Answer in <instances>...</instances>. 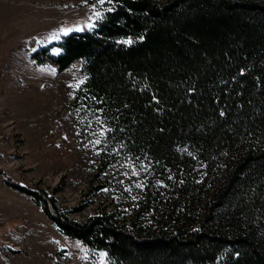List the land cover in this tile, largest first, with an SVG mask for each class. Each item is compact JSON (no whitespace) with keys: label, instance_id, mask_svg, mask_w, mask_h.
<instances>
[{"label":"trees","instance_id":"16d2710c","mask_svg":"<svg viewBox=\"0 0 264 264\" xmlns=\"http://www.w3.org/2000/svg\"><path fill=\"white\" fill-rule=\"evenodd\" d=\"M104 5L29 58L80 62L78 131L96 121L104 153L139 165L136 198L78 221L56 190L14 187L106 264H264V0Z\"/></svg>","mask_w":264,"mask_h":264},{"label":"rangeland","instance_id":"374dc122","mask_svg":"<svg viewBox=\"0 0 264 264\" xmlns=\"http://www.w3.org/2000/svg\"><path fill=\"white\" fill-rule=\"evenodd\" d=\"M104 7L99 0H0V264L107 263L58 233L15 185L56 190L61 206H83L71 215L78 221L126 209L141 187L136 162L104 153L96 121L78 131L69 98L83 80L80 62L57 72L29 58L31 39L46 44L93 25Z\"/></svg>","mask_w":264,"mask_h":264},{"label":"snow or ice","instance_id":"6c2138e0","mask_svg":"<svg viewBox=\"0 0 264 264\" xmlns=\"http://www.w3.org/2000/svg\"><path fill=\"white\" fill-rule=\"evenodd\" d=\"M99 2L102 4V3H104V0H99ZM95 15H96L98 18L100 17V13H99V12L95 13ZM88 27L91 28L92 25L90 24V25H88ZM128 43H131V41H128ZM96 143H99V140H97Z\"/></svg>","mask_w":264,"mask_h":264}]
</instances>
